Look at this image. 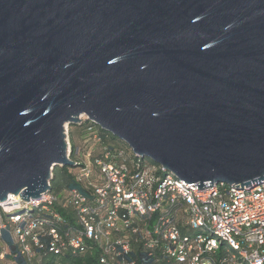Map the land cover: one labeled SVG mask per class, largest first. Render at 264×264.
<instances>
[{
    "label": "water",
    "instance_id": "obj_1",
    "mask_svg": "<svg viewBox=\"0 0 264 264\" xmlns=\"http://www.w3.org/2000/svg\"><path fill=\"white\" fill-rule=\"evenodd\" d=\"M81 115L200 189L264 181V0H0V201L52 189Z\"/></svg>",
    "mask_w": 264,
    "mask_h": 264
},
{
    "label": "built area",
    "instance_id": "obj_2",
    "mask_svg": "<svg viewBox=\"0 0 264 264\" xmlns=\"http://www.w3.org/2000/svg\"><path fill=\"white\" fill-rule=\"evenodd\" d=\"M80 119L78 157L66 124L78 185L57 193L49 181L52 189L38 199L0 201V260L40 264L44 254L56 256L53 264L86 255L97 264H264V181L243 188L207 181L200 189L118 147L87 115Z\"/></svg>",
    "mask_w": 264,
    "mask_h": 264
},
{
    "label": "trees",
    "instance_id": "obj_3",
    "mask_svg": "<svg viewBox=\"0 0 264 264\" xmlns=\"http://www.w3.org/2000/svg\"><path fill=\"white\" fill-rule=\"evenodd\" d=\"M85 129L86 126L85 125H71L69 127V134H70V140H71V144L73 147V156L74 157H78L79 154L76 153V148L78 146H82L84 143V133H85ZM108 133L109 139L112 143H115L118 147L125 149V150H131V148L129 146H127L126 143L119 141L117 139H115L114 135L112 133H110L109 131H106ZM109 144V143H108ZM73 161V160H72ZM67 165L64 166H56L53 169V178L51 180V185L53 188V181L56 179L57 177V172H58V168L62 167L65 168ZM74 168L72 166L68 167V170L66 168V170L61 171L62 176H61V182L59 187L55 190L53 189L55 192H60L63 189H65L67 186H71V185H78V183L75 181L74 177H73V172ZM64 213V211H63ZM3 241L0 240V252L3 249ZM39 258L41 259L40 264H53L55 261L56 256H47L44 254L39 255ZM63 262L65 264H97V260H96V256H78V257H73L70 259L64 258Z\"/></svg>",
    "mask_w": 264,
    "mask_h": 264
},
{
    "label": "rangeland",
    "instance_id": "obj_4",
    "mask_svg": "<svg viewBox=\"0 0 264 264\" xmlns=\"http://www.w3.org/2000/svg\"><path fill=\"white\" fill-rule=\"evenodd\" d=\"M71 125H75V124H71ZM70 125V126H71ZM114 137H115V139H117V140H119V141H122V142H124L123 140H121L120 138H118V137H116L115 135H114ZM124 143H126V142H124ZM127 144V143H126ZM127 146H129L128 144H127ZM130 147V146H129ZM68 165L65 167V168H62V167H59L58 168V172H57V177H56V179L53 181V189H57L58 187H59V185H60V182H61V176H62V173H61V171H64V170H66V168H67V170H68ZM9 262L8 261H6V260H0V264H8Z\"/></svg>",
    "mask_w": 264,
    "mask_h": 264
}]
</instances>
